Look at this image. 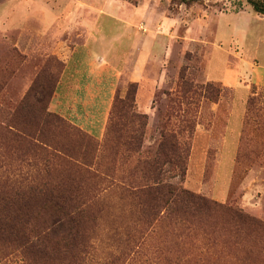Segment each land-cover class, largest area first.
I'll list each match as a JSON object with an SVG mask.
<instances>
[{
  "label": "rangeland",
  "instance_id": "rangeland-1",
  "mask_svg": "<svg viewBox=\"0 0 264 264\" xmlns=\"http://www.w3.org/2000/svg\"><path fill=\"white\" fill-rule=\"evenodd\" d=\"M46 1L61 14L40 5L51 16H38L44 0H0V211L18 230L0 239V264H264V228L237 233L217 210L170 211L160 199L174 182L264 224V17L246 0ZM68 11L69 30L103 39L112 70L127 66L121 34L139 21L140 34H167L147 68L150 113L126 80L102 134L55 108L64 65L52 50L64 38L21 29L65 26ZM162 131L176 132L178 167L158 149ZM66 214L78 221L72 248L32 254L30 228Z\"/></svg>",
  "mask_w": 264,
  "mask_h": 264
},
{
  "label": "crops",
  "instance_id": "crops-1",
  "mask_svg": "<svg viewBox=\"0 0 264 264\" xmlns=\"http://www.w3.org/2000/svg\"><path fill=\"white\" fill-rule=\"evenodd\" d=\"M44 1L36 2L35 11L38 16L44 12L47 13V10L55 16L61 14L60 11L56 12L59 8L55 4ZM76 1L78 0H75V3H77ZM81 4L87 5L85 2ZM40 5L47 6V10L39 8ZM86 8L92 9L89 4ZM47 15L51 16L48 13ZM72 16L75 17L74 19L77 18L75 14L68 11L67 23L62 27L57 28L51 24V27L48 28V25L45 26L42 23L40 25L39 21V24L34 28L21 29V33L24 32L26 37L34 34L47 36L50 35L49 31L53 30L51 35L64 38L55 43L52 50L64 65L57 84L55 108L60 109L64 115L76 121L92 134H102L119 86L122 81L126 80L137 86L134 98L136 109L140 113H150L154 90L151 88L153 82L147 76V68L148 65L156 62L158 51L165 52L168 46H171V39L167 40V34H158L155 30L149 35H147L148 31L141 30L140 34L137 30L140 29L138 25L141 21H139L135 31L126 30L121 34L125 38V43L133 47L132 54L128 56L127 66L125 64L120 68L121 71L112 70L109 61L106 60V57L104 58L103 51L105 52V49L103 48V51L99 49L103 45L97 44L103 39L94 36L93 32L87 28L86 23L89 20H85L86 26L81 27L80 30H69L67 25L72 22ZM121 20L124 22L123 19ZM160 20H167L164 13ZM57 29L61 31L58 34ZM259 78L258 83L263 84L262 77ZM232 84L234 82L226 86L231 88ZM119 95L124 97L125 93Z\"/></svg>",
  "mask_w": 264,
  "mask_h": 264
},
{
  "label": "trees",
  "instance_id": "trees-1",
  "mask_svg": "<svg viewBox=\"0 0 264 264\" xmlns=\"http://www.w3.org/2000/svg\"><path fill=\"white\" fill-rule=\"evenodd\" d=\"M194 1L198 0H181L183 3ZM246 1L252 6L256 14L264 17V0ZM134 94L135 89L133 91V96ZM34 102L40 107V102L37 98L34 99ZM161 137L162 142L158 147V149L162 151L161 154H163L164 146H167L166 156L169 158L168 163L174 164L177 167L178 165L180 166L179 163H182V149L178 143L176 132L162 131ZM164 140L169 141L167 145H164ZM162 198H165V200ZM160 199L163 200L168 209L170 208V211H183L190 214H209L212 210H217L225 216L226 220L233 223V228L237 233L247 229L255 231V229L261 230L264 228V224L261 221L246 214L242 210L216 204L213 201L207 200L203 196L196 195L193 192L178 186L174 182L167 183L166 191L161 195ZM52 215V217L56 216L54 213ZM7 217L8 215L5 212L0 211V239H2L3 236L13 233V231L15 233L18 232L15 226L10 224ZM50 224H48L44 230H39L37 227L30 228L33 237L36 240L28 244L25 243V246L32 254L41 253L40 256H45L49 253L51 248L56 251L64 249L69 250L72 248L75 237L78 234V221L77 218H75V215L66 214L64 218L56 219ZM21 236H25V234H21ZM48 238L53 240L57 238L58 240L50 245L49 241L46 240ZM46 249H48V251Z\"/></svg>",
  "mask_w": 264,
  "mask_h": 264
}]
</instances>
